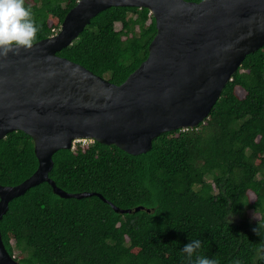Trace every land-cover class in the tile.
Returning <instances> with one entry per match:
<instances>
[{"label":"trees","instance_id":"obj_1","mask_svg":"<svg viewBox=\"0 0 264 264\" xmlns=\"http://www.w3.org/2000/svg\"><path fill=\"white\" fill-rule=\"evenodd\" d=\"M79 1L25 0L40 27L36 43L58 33ZM156 34L148 9L112 7L58 55L121 85ZM53 159L50 178L65 192L150 212L117 213L97 196L64 199L38 185L11 201L1 222L6 249L21 264H190L182 254L190 239L201 241L192 264L197 255L264 264V229L253 231L264 222V47L246 57L198 128L164 133L139 156L92 141ZM38 165L24 132L0 140V185H20Z\"/></svg>","mask_w":264,"mask_h":264},{"label":"water","instance_id":"obj_2","mask_svg":"<svg viewBox=\"0 0 264 264\" xmlns=\"http://www.w3.org/2000/svg\"><path fill=\"white\" fill-rule=\"evenodd\" d=\"M112 7L148 9L157 27L148 58L121 85L58 55ZM263 47L264 0H80L58 33L0 58V140L24 132L39 163L20 185H0V264H21L1 232L11 201L43 183L64 199L97 196L117 213L150 212L65 192L50 178L54 155L87 140L139 156L164 133L198 128L246 57Z\"/></svg>","mask_w":264,"mask_h":264},{"label":"clouds","instance_id":"obj_3","mask_svg":"<svg viewBox=\"0 0 264 264\" xmlns=\"http://www.w3.org/2000/svg\"><path fill=\"white\" fill-rule=\"evenodd\" d=\"M39 32L40 27L34 19L32 9L25 6V0H0V58L6 59L9 53L18 56L21 50H31ZM262 229L264 222H259L258 229L253 231L259 234ZM200 248L199 239H190L183 248L182 254H186L192 264V257ZM257 251L264 252V243L257 245ZM194 264H218V262L197 255ZM235 264H240V261H235Z\"/></svg>","mask_w":264,"mask_h":264},{"label":"rangeland","instance_id":"obj_4","mask_svg":"<svg viewBox=\"0 0 264 264\" xmlns=\"http://www.w3.org/2000/svg\"><path fill=\"white\" fill-rule=\"evenodd\" d=\"M120 29V25L118 24L117 25V30H119ZM80 142H84V143H90V141H87V142H85V141H83V140H78V141H76V143H80ZM75 143V144H76ZM74 144V145H75ZM250 199H251V201L252 202H254L255 201V197H254V195H250ZM250 215H251V218H253V219H255V220H258L259 219V216L258 215H256L255 213H253V211H250ZM17 257L19 256V252L18 251H16V254H15Z\"/></svg>","mask_w":264,"mask_h":264},{"label":"built area","instance_id":"obj_5","mask_svg":"<svg viewBox=\"0 0 264 264\" xmlns=\"http://www.w3.org/2000/svg\"><path fill=\"white\" fill-rule=\"evenodd\" d=\"M83 141H85V142H87V140H83ZM76 142H74V144H75ZM75 146V145H74Z\"/></svg>","mask_w":264,"mask_h":264}]
</instances>
